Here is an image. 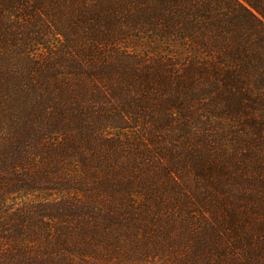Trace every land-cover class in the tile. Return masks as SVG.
<instances>
[{"label": "trees", "instance_id": "16d2710c", "mask_svg": "<svg viewBox=\"0 0 264 264\" xmlns=\"http://www.w3.org/2000/svg\"><path fill=\"white\" fill-rule=\"evenodd\" d=\"M0 264H264V0H0Z\"/></svg>", "mask_w": 264, "mask_h": 264}]
</instances>
